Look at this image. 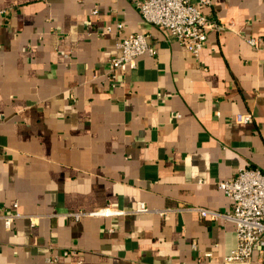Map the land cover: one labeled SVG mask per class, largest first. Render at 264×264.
Masks as SVG:
<instances>
[{
    "label": "crops",
    "instance_id": "1",
    "mask_svg": "<svg viewBox=\"0 0 264 264\" xmlns=\"http://www.w3.org/2000/svg\"><path fill=\"white\" fill-rule=\"evenodd\" d=\"M140 1L0 0V215L23 214L0 219V264H225L236 247L234 222L193 207L229 211L219 181L264 173V0L205 7L220 28L198 56ZM129 33L158 52L111 81ZM138 201L153 211L66 215Z\"/></svg>",
    "mask_w": 264,
    "mask_h": 264
},
{
    "label": "built area",
    "instance_id": "2",
    "mask_svg": "<svg viewBox=\"0 0 264 264\" xmlns=\"http://www.w3.org/2000/svg\"><path fill=\"white\" fill-rule=\"evenodd\" d=\"M213 2L214 0H141L139 8L147 22L167 31L170 38L185 45L193 55L198 56L207 42L209 31L220 28V24L210 21L204 12L205 7ZM4 13L6 10L0 8V16ZM122 28L123 24L118 23L117 29ZM107 31H112V27L108 26ZM249 42L255 45L257 41L249 38ZM115 47L118 53L109 60L108 77L111 81H118L122 73L135 68L139 56L156 55L158 52L156 46L149 42L146 33L122 35ZM235 119L247 123L253 121V116L250 113H238ZM218 186L232 200L231 210L223 212L203 206L193 208L203 217L226 219L235 223L237 244L225 257V264H247L255 250L260 251L264 261V173L257 167H241L232 177L219 181ZM16 206L14 210L0 215L8 229L16 219L23 216ZM150 211L153 210L145 201H138L131 210L106 206L95 211L66 215L79 219L84 215L121 216ZM156 212L166 216L170 210ZM205 255L210 257L212 253L207 252Z\"/></svg>",
    "mask_w": 264,
    "mask_h": 264
}]
</instances>
